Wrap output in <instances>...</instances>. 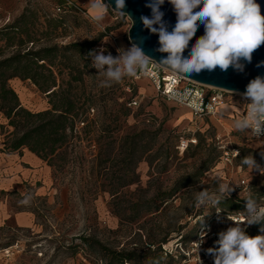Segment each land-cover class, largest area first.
Returning a JSON list of instances; mask_svg holds the SVG:
<instances>
[{"label":"rangeland","instance_id":"rangeland-1","mask_svg":"<svg viewBox=\"0 0 264 264\" xmlns=\"http://www.w3.org/2000/svg\"><path fill=\"white\" fill-rule=\"evenodd\" d=\"M72 1L79 6L76 0ZM63 3L65 0H0V29L16 30L9 26H15L25 15V27L36 39L35 44L24 45L26 50L96 42L94 51L104 49L105 55L116 56L118 48L131 46L129 17L120 18L109 8L101 29L85 10L58 11ZM13 32L25 37L21 28ZM17 48L0 38L2 57L10 56ZM62 53L70 59L59 57L57 63H62L59 67L73 65L75 76L83 72L84 80L72 85L82 101L88 96L93 101L75 122L70 140L61 150L66 160L59 169L34 153L28 157L27 148H23L25 152L5 149V136L13 129L7 126L0 112V185L20 173L19 168L26 174L23 182L0 189V212L5 211L0 216V264H108L109 258L96 250L94 242L114 251H142L149 243L158 247L178 236L188 240L200 223L210 221L218 211L226 214L214 225L221 232L234 226L233 221H244L245 201L237 213L226 212L220 205L197 209L194 194L203 189L215 190L218 181L239 185L230 198L244 200L251 191L264 202V175L253 171L250 176L246 166L240 165L241 159L251 154L264 167L261 155L264 137L255 138L250 131L239 132L233 127L243 110L245 100L241 94H228L226 104L235 107L233 114L231 106L219 108L231 109L230 116L219 112L216 118L195 120L186 109L157 95L148 78L125 77L121 84L101 88L97 70L85 55L75 51ZM69 73L70 69H64L59 77L58 83L63 87L72 79ZM10 84L26 108L34 112L51 108L47 93L40 91L31 80L14 78ZM133 99L139 104L130 107ZM125 103L130 108L127 117L121 116ZM108 126L109 131H104ZM145 127L160 131L156 149L163 151V156L152 163L142 160L137 167V182L127 185L129 176L121 163L123 138ZM182 140L189 141L184 151L179 149ZM225 144L239 150L231 162L224 157L222 146ZM179 180L191 185L161 201L160 194L169 192ZM117 187L118 193L113 195ZM28 193L32 195L30 204H19ZM156 206L160 209H155ZM21 211L32 213L31 226L16 223L15 213ZM138 214L136 221L129 219ZM259 234L260 230L249 233L250 236ZM85 238L91 239L94 246L85 243Z\"/></svg>","mask_w":264,"mask_h":264},{"label":"clouds","instance_id":"clouds-1","mask_svg":"<svg viewBox=\"0 0 264 264\" xmlns=\"http://www.w3.org/2000/svg\"><path fill=\"white\" fill-rule=\"evenodd\" d=\"M164 3L165 0H148L145 6L151 9V16H141L140 20L145 29L158 36L159 47L155 51L167 55L156 61L145 53L141 44L135 42L127 49L118 48L116 56L111 53L105 55L104 49L91 51L88 56L91 57L92 68L97 70L99 87L109 88L123 83L125 77L146 74L152 62L165 72L193 82L196 81L192 79L194 74L212 72L217 68L227 71L231 67L242 72L244 62L251 63L253 53L264 45V15L256 0H168L176 14V23L171 31L163 19L161 6ZM87 7L94 13L90 19L97 28L102 29L109 8L120 18H131L124 11L126 0H115L114 8L105 0H89ZM201 25L204 34L189 48ZM190 95L188 89L176 90L169 100L184 105ZM241 96L249 101L248 109L246 114L242 113L234 121L233 127L239 132L250 131L259 138L264 135V76L251 79ZM261 155L264 156V153ZM240 165L246 166L249 175L253 171L264 175V167L251 154L243 157ZM235 187L239 185L218 181V187L213 191H197L194 194L195 207H218L230 198ZM31 200L32 195L28 193L18 203L26 206ZM244 201V221H233L234 226L219 232L215 246L207 249L213 257V264H264V202L259 201L251 191ZM242 225H262L261 234L250 236ZM204 235L201 232L200 243ZM162 259L150 257L147 264H161ZM199 264L203 262L200 260Z\"/></svg>","mask_w":264,"mask_h":264},{"label":"trees","instance_id":"trees-1","mask_svg":"<svg viewBox=\"0 0 264 264\" xmlns=\"http://www.w3.org/2000/svg\"><path fill=\"white\" fill-rule=\"evenodd\" d=\"M60 7H65V3ZM68 9V8H64ZM80 9V7H79ZM72 8L68 10H79ZM27 20L23 15L16 23V30H7V27L0 29V38L6 40L7 45L17 46V50L10 56L2 57L0 54V112L7 120V126L13 130L5 136V149L13 152L27 148L30 152L37 155L48 165L59 169L66 160L64 154L61 153L63 147L70 140V132L74 130L75 122L83 116L89 106V102L93 101V97L88 96L82 101V97L76 92V87L72 82H82L84 74L73 75L75 67L70 64H65L59 67L62 63H57L59 57L70 59V57L60 55L61 51L71 54L75 51L77 54L85 55L91 63V57L88 53L94 51L96 42L74 43L65 46L57 44L39 49H24L27 42L35 44V38L25 27ZM24 26V27H23ZM25 37H18L16 32L20 28ZM64 69H70L69 75L72 79L68 81V86L58 83L59 77L63 75ZM14 78L22 80H31L40 91L47 93L51 108L43 111L34 112L26 108L20 101L19 94L11 86L10 81ZM63 83V81H62ZM133 86V85H132ZM130 115V108L125 104L122 105L121 116L127 117ZM119 115L116 116V119ZM104 131H109V126L104 128ZM160 131L150 128H143L139 132L127 134L123 139L121 148L124 150V158L121 160L126 174L129 176L127 185H132L137 182V167L142 160H148L151 163L163 156V151L156 149V143L159 138ZM190 183H185L179 180L175 186L169 191L160 194V200L166 201L175 196L182 189L190 186ZM119 188H115L112 194L118 193ZM137 203L133 205L135 209ZM226 212L237 213L244 207V200H235L229 198L220 204ZM155 209L159 210L160 206ZM151 211V208H149ZM140 215L129 217L131 221H136ZM207 222H202L197 227L192 238L186 240L183 236H178L171 241H164L158 247L155 243H149L148 247L140 250H120L114 251L108 249L102 243L94 242L100 250L109 258L108 264H147L148 259L163 258L161 264H180L182 257L173 254H166L162 248L163 244H168L173 247L176 241H180L185 245L189 244L198 230ZM262 225H251L246 230L247 234L251 231L260 230ZM85 243L91 246V239L85 238ZM168 261V262H166Z\"/></svg>","mask_w":264,"mask_h":264},{"label":"built area","instance_id":"built-area-1","mask_svg":"<svg viewBox=\"0 0 264 264\" xmlns=\"http://www.w3.org/2000/svg\"><path fill=\"white\" fill-rule=\"evenodd\" d=\"M64 8L79 9V6L76 5L72 0H65ZM64 8L58 7V11H62ZM142 77L148 78L153 83L157 95L162 97L167 102H171L180 108L187 109L190 112L192 118L195 120L202 121L205 119L216 118L219 115V106L225 104L228 101V94L231 93L226 90L203 85L196 81L193 82L183 79L180 76L174 75L170 72H165L164 70L157 68L155 62L149 64L146 74L138 73L136 77L132 78L138 80ZM185 89H188L191 92L186 104L180 105L169 100V96L173 91H183ZM248 102L249 101L246 100L244 101L241 114H246ZM138 104L139 101L137 99H133L129 103V106L133 107L137 106ZM263 137L264 135H261L259 138ZM218 138L220 139V137ZM188 146L189 141L182 140L180 142L179 149L184 151ZM222 149L224 150V157L228 162H231L239 155V150L230 144L223 145ZM242 184L246 186L245 181H243ZM225 215V213L218 211L208 223L198 230V233L194 239L187 245L180 241H176L173 247H170L168 244H163L162 248L164 252L166 254L181 256L182 259L180 264H199L200 260L203 262V264H213V257L207 253V249L215 246V241L218 239L219 232L216 231L214 225L217 222L222 221ZM229 217L231 219L233 218L231 216ZM248 227L249 226L245 227L246 230ZM201 232L205 233L202 243H200Z\"/></svg>","mask_w":264,"mask_h":264},{"label":"water","instance_id":"water-1","mask_svg":"<svg viewBox=\"0 0 264 264\" xmlns=\"http://www.w3.org/2000/svg\"><path fill=\"white\" fill-rule=\"evenodd\" d=\"M112 8L115 7V0H105ZM261 7V14L264 15V0H256ZM148 0H126V7L124 11L131 16L132 26L129 30V39L131 43L141 44L145 53L152 57L154 60L159 61L161 56H166V53H159L155 51L158 45V36L151 34L144 28L140 17L151 16V9L145 5ZM161 11L164 12V21L168 24V30L171 31L176 23V14L173 7L168 0L161 6ZM134 21V24H133ZM204 34V27L201 25L193 39L190 41L189 48L195 43L196 39ZM185 51V55H187ZM264 45L257 49L252 56L251 63H245L244 70L236 71L229 68L227 71H221L219 68L212 72L203 71L199 75H193L192 79L196 80L203 85L226 90L231 93L242 94L245 91L246 85L249 81L256 76H264ZM260 65V66H258Z\"/></svg>","mask_w":264,"mask_h":264},{"label":"crops","instance_id":"crops-1","mask_svg":"<svg viewBox=\"0 0 264 264\" xmlns=\"http://www.w3.org/2000/svg\"><path fill=\"white\" fill-rule=\"evenodd\" d=\"M76 2L79 4L80 6V9L81 10H85L90 16H93L94 13H92V11L87 7V3L89 2V0H76ZM92 13V15L90 14ZM231 106L229 104H226L224 106ZM223 107V106H222ZM232 107V112L231 114H233L236 109H234L235 107L231 106ZM182 109H185V108H182ZM187 110V109H186ZM230 110L231 109H222V110H219L220 114L221 115H225V116H230ZM188 111V110H187ZM189 112V111H188ZM242 112V111H241ZM190 113V112H189ZM25 150V149H22V151ZM25 152V151H23ZM26 155L28 157L32 156V152H30L28 149L26 150ZM40 160V159H39ZM18 172L20 171L21 174H24L21 169L19 168L17 170ZM20 173H17V174H13L12 176H10L9 179L5 180V181H2L1 185H0V189L1 190H6L7 188H10V187H13L14 184H18V183H21L23 182V180H25V177L26 174L24 175H20ZM5 214V211L4 212H0V216H2V214ZM7 216V214L5 215ZM15 220H16V223L21 225V226H31L33 224V215L32 213L30 212H27V211H21V212H18V213H15Z\"/></svg>","mask_w":264,"mask_h":264},{"label":"bare ground","instance_id":"bare-ground-1","mask_svg":"<svg viewBox=\"0 0 264 264\" xmlns=\"http://www.w3.org/2000/svg\"><path fill=\"white\" fill-rule=\"evenodd\" d=\"M238 94H239V93H238ZM224 105H226V103H225V104H223V105H220V106H219V108H220V107H222V106H224ZM219 108H218V110H219Z\"/></svg>","mask_w":264,"mask_h":264}]
</instances>
